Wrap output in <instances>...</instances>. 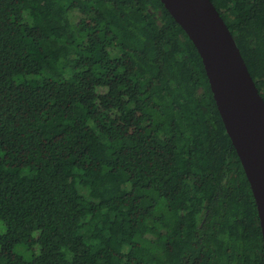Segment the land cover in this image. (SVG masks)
<instances>
[{"label": "trees", "instance_id": "trees-1", "mask_svg": "<svg viewBox=\"0 0 264 264\" xmlns=\"http://www.w3.org/2000/svg\"><path fill=\"white\" fill-rule=\"evenodd\" d=\"M211 1L264 98V0ZM0 264H264L203 61L160 0H0Z\"/></svg>", "mask_w": 264, "mask_h": 264}, {"label": "water", "instance_id": "water-1", "mask_svg": "<svg viewBox=\"0 0 264 264\" xmlns=\"http://www.w3.org/2000/svg\"><path fill=\"white\" fill-rule=\"evenodd\" d=\"M197 49L250 184L264 246V98L211 0H160Z\"/></svg>", "mask_w": 264, "mask_h": 264}, {"label": "rangeland", "instance_id": "rangeland-1", "mask_svg": "<svg viewBox=\"0 0 264 264\" xmlns=\"http://www.w3.org/2000/svg\"><path fill=\"white\" fill-rule=\"evenodd\" d=\"M35 34H36V37L39 38V37L41 36V31H40V29L36 30V33H35Z\"/></svg>", "mask_w": 264, "mask_h": 264}]
</instances>
